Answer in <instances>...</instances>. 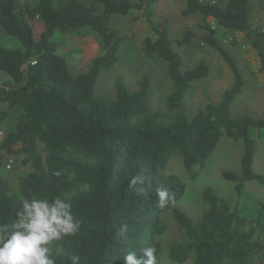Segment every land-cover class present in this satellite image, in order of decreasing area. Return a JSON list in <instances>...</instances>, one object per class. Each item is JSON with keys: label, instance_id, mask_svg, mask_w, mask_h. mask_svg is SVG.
<instances>
[{"label": "trees", "instance_id": "obj_1", "mask_svg": "<svg viewBox=\"0 0 264 264\" xmlns=\"http://www.w3.org/2000/svg\"><path fill=\"white\" fill-rule=\"evenodd\" d=\"M0 0V32L19 46L0 44V226L10 225L23 199L55 198L71 202L80 222L77 234L53 242L55 264H125L124 256L155 248L156 264L164 255L161 236L165 216L176 221L180 239L170 245L168 259L183 264H264V204L254 219L230 209L211 188L203 199L206 210L198 222L176 203L184 183L165 173L169 159L177 156L187 171L203 167L220 139L241 140L244 151L240 172L222 173L240 193L247 182L264 185L252 170L255 142L250 130L264 131L260 118L235 117L232 104L244 86L241 73L216 36H242L264 72V27L252 23V0H182L181 15L199 16L201 22L169 38L166 22L151 19L156 0ZM264 5V0H261ZM142 9L150 33L143 40L144 55L164 64L171 91L164 110L151 105L152 76L141 75L134 90L122 78L115 81V97L96 95L100 73L120 58L127 39L112 27L117 17ZM90 29L102 53L76 71L58 54L55 33ZM209 50L222 58L232 83L218 102L208 100L193 117L186 115V94L192 84L212 73L211 64L198 59L186 64L176 48ZM14 127L3 132L8 117ZM19 157L26 172L14 193L2 174L5 162ZM59 173V175H57ZM135 181V182H133ZM158 188L172 199L158 204ZM126 226V230L122 231Z\"/></svg>", "mask_w": 264, "mask_h": 264}, {"label": "rangeland", "instance_id": "obj_2", "mask_svg": "<svg viewBox=\"0 0 264 264\" xmlns=\"http://www.w3.org/2000/svg\"><path fill=\"white\" fill-rule=\"evenodd\" d=\"M135 4V0H130ZM216 2L223 5L224 0H202ZM31 5L35 0H30ZM182 0H156L152 7L151 19L164 23L168 29L169 38H178L185 29L193 27L201 22L199 16L185 18L181 15L183 9ZM252 23L257 27H264V5L261 0H252ZM143 8H133L126 17H117L111 27L120 35H125L126 40L120 48V58L110 69L100 73L94 87L96 95L115 97V81L122 78L130 90H134L141 75L149 72L152 76L151 105L154 109L164 110L165 101L171 91L170 79L166 73L164 64H160L144 55L142 51L143 40L149 36L150 29L144 19ZM220 46L225 49L233 59L244 81L241 94L232 104V114L235 117L260 118L264 114V72H260L258 59L242 36L218 33L216 36ZM52 41L57 46L58 54L76 71H84L88 63L94 57L102 53V45L97 36L88 28H79L67 33H55ZM0 44L5 48H17L18 42L0 32ZM186 64H192L198 59L207 60L212 66V73L192 84L186 94V115L193 117L197 109L203 107L208 101L218 102L222 93L230 87L232 74L226 64L214 52L209 50H197L192 47L176 48ZM7 79L0 73V85ZM15 121L10 116L3 123V132L11 130ZM250 137L255 142L252 170L255 174L264 177V131L250 130ZM244 146L241 140H232L222 137L214 152L206 160L203 167L195 166L187 171L182 166L181 159L173 156L169 159L165 173L177 177L184 183V194L176 203V207L189 216L193 222H198L207 206L202 193L206 188H211L221 200H224L230 209L238 212L240 216L254 219L258 216L260 205L264 204V185L256 182H247L240 193L234 191L235 183L223 178L222 173L240 172L241 157ZM11 161L10 169L5 168ZM27 168L19 157L8 159L2 170L10 187L17 193L19 178ZM166 229L161 236L163 245V257L161 264H178L170 261L167 251L170 245L180 239L176 221L165 216ZM183 264H190L189 261Z\"/></svg>", "mask_w": 264, "mask_h": 264}, {"label": "clouds", "instance_id": "obj_3", "mask_svg": "<svg viewBox=\"0 0 264 264\" xmlns=\"http://www.w3.org/2000/svg\"><path fill=\"white\" fill-rule=\"evenodd\" d=\"M59 175V173H57ZM135 182V181H133ZM158 204L164 206L172 199L167 189L158 188ZM80 222L72 215L71 202L61 198L23 199L16 218L10 225L0 226V264H55L53 242L75 235ZM126 230V226L122 231ZM154 247L143 250L145 260H138L135 251L124 256L125 264H156ZM80 257L72 256L70 264H79Z\"/></svg>", "mask_w": 264, "mask_h": 264}, {"label": "built area", "instance_id": "obj_4", "mask_svg": "<svg viewBox=\"0 0 264 264\" xmlns=\"http://www.w3.org/2000/svg\"><path fill=\"white\" fill-rule=\"evenodd\" d=\"M2 136H3V135L0 133V141H1V139H2ZM10 165H11V161L8 162V163L6 164L5 168H6L7 170H9V169H10Z\"/></svg>", "mask_w": 264, "mask_h": 264}]
</instances>
